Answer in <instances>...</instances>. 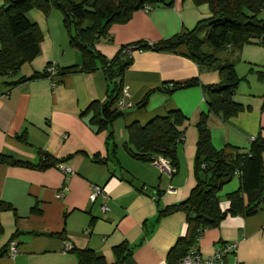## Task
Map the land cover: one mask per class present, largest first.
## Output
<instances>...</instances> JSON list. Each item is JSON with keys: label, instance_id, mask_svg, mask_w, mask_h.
Listing matches in <instances>:
<instances>
[{"label": "crops", "instance_id": "obj_1", "mask_svg": "<svg viewBox=\"0 0 264 264\" xmlns=\"http://www.w3.org/2000/svg\"><path fill=\"white\" fill-rule=\"evenodd\" d=\"M209 16L206 4L196 6L191 0H177L170 8L141 9L127 23L111 25L107 38L95 47L110 59L123 46L157 43L192 30ZM27 17L40 30V53L16 76L0 80V152L33 164L48 154L63 163L46 170L0 164V201L12 207L0 211V253L8 251L11 242L18 245L17 254L1 256L0 264H78L73 249H91L113 264L115 248L123 244L132 250L124 264H170L171 249L187 234L186 216L159 218V211L186 200L196 185V123L208 107L199 86L170 95L158 89L195 78L203 85L214 84L219 82L218 73L198 67L185 47L173 53L131 51L132 64L124 75L129 96L124 108L115 105L123 116L113 124L114 143L107 142V133H97L90 125L91 115H82L91 102L106 97L102 71L62 77L54 73L12 87L4 85L42 73L50 64L60 69L81 63L80 53L69 45L59 11L51 9L45 15L32 9ZM222 58L231 60L236 75L243 79L233 96L243 111L228 120L210 115L212 143L217 150L248 152L252 138L264 136V47L245 44ZM145 97V107L139 108ZM172 110H181L189 121L184 142L177 147L180 168L169 176L153 162L134 159L124 145L129 125H145ZM24 132L28 144L16 138ZM62 187L66 190L57 198ZM95 187L103 188L105 195L92 202ZM238 187V177L224 186L222 210L230 205L227 194ZM105 206L109 211L102 210ZM231 243L238 244V250L226 257L227 264H264V206L255 216H230L220 226L207 229L200 251L208 257Z\"/></svg>", "mask_w": 264, "mask_h": 264}, {"label": "trees", "instance_id": "obj_2", "mask_svg": "<svg viewBox=\"0 0 264 264\" xmlns=\"http://www.w3.org/2000/svg\"><path fill=\"white\" fill-rule=\"evenodd\" d=\"M175 1L84 0L75 3L71 0H1L0 4V80L16 76L23 65L40 53L42 36L37 24L28 19L27 13L32 9L45 15L51 9L59 11L69 45L80 53L81 63L60 69L55 67L56 76L102 71L107 84L106 97L103 101L91 102L82 115H91L90 125L96 128L97 133L106 132L107 142L114 143L113 124L123 116L115 105L121 97L125 72L132 64L131 51L173 53L185 47L188 57L198 67H207L218 73L219 82L214 84L203 85L195 78L158 89L170 95L178 89L199 86L208 107V111L203 112L196 123L198 140L193 162L196 185L186 200L159 211V218L176 213L186 216L187 234L171 249L168 257L170 264L182 260L207 229L220 226L230 216H255L264 206V136L254 138L248 152L239 149L217 150L212 143L208 124L211 114L228 120L243 111V107L233 100L236 88L243 79L236 75L234 63L218 57L217 53L240 49L250 43L264 47V18H259L264 0H191L196 6L206 4L210 16L200 20L190 31L175 34L157 43L138 42L123 46L110 59L95 47L107 38L111 25L127 23L132 14L141 9L170 8ZM47 77L49 74L45 70L4 82V85L12 87L28 80ZM146 99L137 106L145 107ZM188 121L181 110H172L164 116L151 119L145 125L132 123L127 127L128 141L124 148L134 159L142 162L165 158L178 172L180 163L177 147L184 142ZM16 138L28 144L26 132ZM39 154L43 153L39 151ZM112 154H116L115 146ZM69 159L71 157L66 161ZM60 163L63 162L48 154H43L39 162L33 164L0 152V164L8 166L46 170ZM236 177L239 178V187L227 194L230 205L227 210H222L220 194L224 186ZM141 191L147 194L148 189L142 186ZM11 208L10 204L0 201V211ZM50 236L62 237L61 234ZM73 251L78 264H109L91 249ZM131 252L127 244L116 247V261L113 264H124ZM6 254H9V249L1 252L0 257Z\"/></svg>", "mask_w": 264, "mask_h": 264}, {"label": "built area", "instance_id": "obj_3", "mask_svg": "<svg viewBox=\"0 0 264 264\" xmlns=\"http://www.w3.org/2000/svg\"><path fill=\"white\" fill-rule=\"evenodd\" d=\"M148 9V8H146ZM46 72H48L49 75H52L54 73H56V68L54 65H49L47 66V68L45 69ZM128 90L127 87H123L122 89V93H121V97L119 98V100L117 101L118 105L121 106L122 108L125 107L124 105V99L125 97H128ZM254 140V138H252V141ZM153 164L164 174L167 175H172L175 170L172 167L171 163L169 160L162 158V157H158L153 161ZM62 170L69 172L70 170L64 166H61ZM66 190V187H62V189L60 190V192L57 194V198H60L63 196L64 191ZM100 195H105V191L103 188L101 187H95L92 194L90 195V200L92 202H95L97 200V198ZM155 199V197H154ZM102 210L104 212L109 211V207L105 206L102 207ZM203 236L199 237V239L197 240L196 245L191 248L188 252V254L182 259L180 260L177 264H227L225 259L229 254H234L236 253V251L238 250V244L236 243H231V244H227L224 245L223 247L219 248L218 250L215 251V253L211 256L208 257H204L200 251V241L202 239ZM67 249H70V247L68 245H66ZM18 252V245L16 244V242H11L10 247H9V255L14 256L15 254H17Z\"/></svg>", "mask_w": 264, "mask_h": 264}, {"label": "rangeland", "instance_id": "obj_4", "mask_svg": "<svg viewBox=\"0 0 264 264\" xmlns=\"http://www.w3.org/2000/svg\"><path fill=\"white\" fill-rule=\"evenodd\" d=\"M146 10H147V9H146ZM259 18H264V8H263V10L260 12V14H259ZM225 53H226L225 50H224V51H220V52L217 53V56H218V57H222Z\"/></svg>", "mask_w": 264, "mask_h": 264}]
</instances>
